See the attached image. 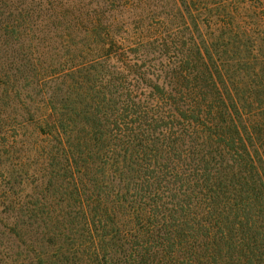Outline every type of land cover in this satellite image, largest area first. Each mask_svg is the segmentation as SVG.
Listing matches in <instances>:
<instances>
[{
	"label": "trees",
	"instance_id": "trees-1",
	"mask_svg": "<svg viewBox=\"0 0 264 264\" xmlns=\"http://www.w3.org/2000/svg\"><path fill=\"white\" fill-rule=\"evenodd\" d=\"M0 264H264V0H0Z\"/></svg>",
	"mask_w": 264,
	"mask_h": 264
}]
</instances>
